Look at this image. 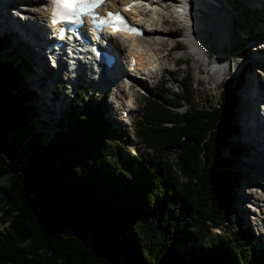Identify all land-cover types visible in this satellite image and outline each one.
Returning a JSON list of instances; mask_svg holds the SVG:
<instances>
[{"label": "trees", "instance_id": "1", "mask_svg": "<svg viewBox=\"0 0 264 264\" xmlns=\"http://www.w3.org/2000/svg\"><path fill=\"white\" fill-rule=\"evenodd\" d=\"M15 53L0 37V264H264V240L244 229L233 199L244 73L208 106L177 73L175 91L143 97L132 137L78 90L24 162L5 142L10 124L21 106L38 128L43 120L29 60Z\"/></svg>", "mask_w": 264, "mask_h": 264}, {"label": "rangeland", "instance_id": "2", "mask_svg": "<svg viewBox=\"0 0 264 264\" xmlns=\"http://www.w3.org/2000/svg\"><path fill=\"white\" fill-rule=\"evenodd\" d=\"M244 1L243 0H235V1L227 0L225 3H228L227 4L228 11L230 12L232 11V14L238 18V21H241V23L244 25V28L246 29V27L248 26L249 28H251V26L252 27L255 26V22L257 18L260 17L259 19H262L261 18L262 16L258 15V13H255V11L251 9L253 7ZM163 2L165 3L164 0ZM168 2L169 4L163 3L165 7H163L162 4L156 2L157 5H155L154 7L155 9H152V11L149 12L148 16L155 19L158 15L162 14L163 17L169 20V22L173 21V18H171L172 12H174V10L171 8L173 4H171L169 0ZM13 8L17 12L16 8L15 7ZM190 10L189 12L192 13L193 10L192 9ZM14 15L15 14H13V17L16 18ZM174 16L176 19L177 16L175 14ZM182 16L180 15V18L177 17V20H179L180 22L175 21L177 22V26L173 27L179 30L180 32L178 33V35L177 34H166V39H167L168 44L166 45L165 48H162L161 50L162 54L169 53V57H168L169 59L166 60L167 59L166 58L165 61L161 62L160 64L161 66L166 67V68L162 70V73H158L157 78L150 80V81H145V84L143 87L144 89L143 93L139 94L137 93V90H136L137 105H134L130 113V119L134 120V119H137V117L139 116L140 108H141L140 102H141V98L143 94L144 95L151 94V91H154V90L158 91V93H161V94H167L172 91H175L176 90L175 79L177 77L176 74L179 72H180V76H183L186 73H189L192 76L193 82H194V88L196 91L197 104L202 105V106H208L210 104L217 103L219 92L223 88L228 87V84H233L235 82L234 79L238 75V70H241V69H244V82L246 85L245 87L243 86L242 89L246 88L247 94L250 93V96H251L250 98L251 106H249V110L247 109V111L252 112V116L255 114H260L259 118H261V115L262 117H264V101L260 102V101L255 100L256 90H257L256 86L257 85L259 87L261 86L260 77L263 76V72H261L263 68L259 66H255L256 64H253L252 61L250 60L251 56H253V58L264 57V54H260L261 56L259 57L256 55L254 56L253 54L254 51H257V52L260 51L259 53H263L262 51H264V49L262 47L264 46H262L261 44L264 43V35L262 39L255 40L258 46L255 44L250 46L249 45L250 42H248V40H245L244 38L241 37L240 46L236 44V42H238V40H236L233 42L234 43V47H233L230 37H229V39H227V42H225L223 45V47H225L223 48L224 49V52H223V51H220L221 45L220 43H217V40L214 37L216 35V32L210 33V38L213 39L215 42L212 41V43L210 42L209 45L207 46H204L203 44L202 46H200V44H196V43L194 44V42L191 41L186 35L187 30H186V27L184 26V20L182 21L183 19ZM234 23H235V26L237 24L239 25V23L237 22H234ZM11 25H12V28L14 29L16 28L13 24ZM162 27L165 28V26H161V28ZM3 28H4L3 26H0V33ZM258 30H262L261 24L257 26V31ZM18 35H19L18 37L20 40L22 39L23 41H25L24 43L28 42V38L25 37L23 33L21 34V31H18ZM178 43L180 44L179 49L173 51L176 48L175 47L172 51L168 52V49L171 46L173 45L176 46ZM246 49H252V50L246 51ZM15 57L22 59L23 56H22V52L20 48H19V51L15 53ZM32 58L33 57L29 56L30 64L33 66L32 71L34 74V79H32L30 76L28 77V83L31 84L32 90L36 92V97L33 96L32 102L35 107L40 108L37 111L38 116L45 110V108H50V110L52 111L54 115L49 118L47 116H44V119L42 122L43 126H41L42 128H38L36 125L35 119L31 121V118L28 116L27 111L23 109L22 106L18 108V111L21 113V115H23V118L21 119V117L18 116L17 114V120L13 124H10V134L6 138L5 142L8 145H12L15 147V149L18 152L17 158L24 162L34 160L33 155L31 153L33 152L35 148L34 138L37 137L36 134H39V132H42V135L44 136L48 133L47 128L49 125V121L57 120L56 117H59L61 115V106L64 104H68L70 97L73 95L71 91H68L65 88L66 85H64L63 86L64 91L59 92V94L57 95V100L59 103L58 104L53 103L50 100V97H51V93L54 92L55 90L56 84L54 82L53 83L50 82L51 77L54 75V73L51 72L52 68L50 66V62L46 61L47 63H45L43 61L42 56H40L41 61H37L36 63L37 66L35 68L33 65ZM219 58L221 60L223 58L225 62L222 60L219 65H216V62L219 61L218 60ZM179 59L182 60V65L180 67H178L175 64V61ZM228 59H231V60L228 62V65H227ZM39 63L42 66H44L46 70H48L47 74L45 75V78L48 77V79L46 80L47 85L45 87L47 92H44L43 90L39 89L41 77H38L35 75L36 71L42 72L40 69V66L38 65ZM155 66H158V62L155 63ZM251 76H254V82H255V79L257 80L256 84H254L253 86V87H256V90L255 88L251 87ZM87 83H88V80L86 79L83 83H81V86H85ZM109 90H111L113 93L115 92V90L112 87H110ZM164 90L166 92H164ZM8 95H9V98H12L14 97L15 93L10 91L8 92ZM127 95L128 93L125 92V95L123 97L121 95L120 99L118 97H115V99H112V97L109 96V97H106L105 101L104 99H99L97 96H95V98L97 99V101H104V107L109 106V109H107L105 116L109 120H111L114 118L118 119L120 116H122V112H120L119 117L118 115H115L113 108L117 106L122 107L123 103L126 104ZM253 100L255 101L253 102ZM130 106H133V105L131 104ZM251 123L252 125H254L253 121ZM126 127L128 128V130L132 131L131 125L127 124ZM261 134L264 135V131ZM135 146H136V143L133 139L129 147L130 150L134 149ZM168 154H169L170 160L172 161L173 160L172 152H169ZM237 164L239 166L238 172L241 176V180L238 183V186L234 189L233 199L235 201L234 203L235 209L239 217L242 218V220L244 221L245 227L247 228L250 227L251 232L256 236L258 233L256 227L259 224H261L262 221L264 224V208L257 207V204H256L257 202L255 201L254 197L256 195L264 196V189H262V187H260L259 185V184L264 185V176H262V174L260 173H257V171H253V170L251 171L250 167L249 169L243 170V167H242L243 165L240 164L239 160L237 161ZM236 169H237V166H236ZM5 188H6V182H5V179H3L0 182V198L4 194ZM238 191L241 193L242 192L248 193L251 196L248 198V200L253 201L255 205L249 204V201L245 202V200H243L244 202L241 204L242 205L241 206L240 203L237 201V199L239 198L237 196ZM249 207L254 208V210H250ZM240 209H244V211L243 212L241 211L242 212L241 213ZM249 211H251V214H249ZM244 214L249 215L250 217L247 218ZM254 218H255V221H254ZM234 226L235 224L233 222L232 224L230 223L226 225L227 231L229 229L231 230V228ZM214 233H218V232L215 230ZM182 248H183L182 246L181 248L179 247V249H182Z\"/></svg>", "mask_w": 264, "mask_h": 264}, {"label": "bare ground", "instance_id": "3", "mask_svg": "<svg viewBox=\"0 0 264 264\" xmlns=\"http://www.w3.org/2000/svg\"><path fill=\"white\" fill-rule=\"evenodd\" d=\"M132 1L135 2V6L131 9L130 12H127L126 14L132 21H134L139 27L143 29V36L141 38L137 36L134 37L127 35L110 37L112 43L111 49L114 52L118 53L119 62V66L113 69L114 71L111 74L110 79V84L117 86L116 91L113 93L112 99H115V97H118L120 99V96L123 95L126 91L130 92V94L128 95L127 104H123V106L125 107L130 106L128 102L130 103L131 99L137 102L136 90L137 93H139V87H142L145 84V81H150L157 78L158 73H162V70L166 68L160 65L161 62H164L166 58V60L169 59V53H161L162 48H165L168 44L166 34L178 35V33L180 32L179 30L173 28L174 26H177V22L175 21L180 22L179 20H177V17L175 19L174 14L176 13V11L172 12L171 18H173V21L170 22L167 18L163 17L162 14H157L158 16L155 19L148 16V13L150 12L149 8L155 9L154 7L155 5H157L151 0V4H153L147 8L137 5L139 0H109L104 4V8L112 10L121 9L123 5H127ZM185 1L186 5L179 3L180 7H184L183 10L186 9V12L184 13L185 16L182 21L184 20V26L187 30L186 35L191 41L194 42V44H200V46H202L203 44L204 46H207L210 42H215L213 39L210 38V33L212 32H216V35L214 37L217 40V43H220L221 46L224 45L225 42H227V39H229V37L231 43L236 41V39L239 37V25H244L241 23V21H238V18L232 14V11H228V3H225L227 0ZM245 2L254 7L256 9L255 12L258 13V15L261 11L262 13L260 15L262 16V19H264V6H260L257 0H245ZM163 3L164 2L162 0L160 4L165 7V3ZM30 5H32V7H30ZM140 5L145 4L140 3ZM13 7L16 8L17 12ZM190 9H192L194 12H189ZM13 14H16V18L13 17ZM48 17V12L44 11L41 8V1L0 0V26H3L4 28H10L9 33L15 40L17 46L20 48L23 59L29 60V56H31L33 57L32 59L35 60L36 63L37 61H41L40 56H42V51L39 48L40 42L43 39L42 36L47 29L46 22L48 20ZM234 22L239 23V25L237 24L235 26ZM11 23L16 25L17 28L21 30V34L23 33L24 36L28 38V45H25V41L19 39L18 31L12 28ZM161 26H165V28H161ZM262 26L264 27V21L262 22ZM209 38L211 41L209 40ZM255 38L257 39L258 36H256ZM177 45L171 46L168 49V52L172 51L175 47L176 48L173 51L177 50ZM261 45L264 46V43ZM125 54L128 57H134L136 59L135 71H142L147 75L146 78H142V80L144 81H138V76L136 78L132 77L131 75L128 76L130 84L126 85L122 81V78L120 76H117L119 73L122 72L120 66L124 60ZM253 54L254 56L256 55L258 57L261 56L260 53L257 51H254ZM218 60L219 61L216 62V65H219L222 61L220 58ZM250 60L253 64H256L255 66L263 68V70L261 71L263 72V76L260 77L261 86L259 87L257 85V90L256 87H253L254 84H256L257 80L255 79L254 82V76H251V87L255 88L256 90L255 100L261 102L264 101V57L253 58V56H251ZM156 62H158V66H155ZM38 65L40 66V69L42 71H39V75L43 78L47 74L48 70H46L44 66H42L40 63ZM52 79L54 81L56 80L54 75L52 76ZM108 86L109 85L104 87L105 95L109 93ZM255 100H253V102ZM119 107L120 106H117V108ZM259 117L260 114H255L251 117V120L253 121L254 125L252 127V130L249 131V133L252 134V138L251 141L247 144L248 152L247 155L244 157L242 167L243 170L249 169L250 167L251 171H257V173H260L262 174V176H264V135L261 134L264 131V117H262V115L261 118ZM259 185L260 187H262V189H264V185ZM237 196L239 198L242 197L243 199H248L249 197H251L248 193H241L239 191ZM254 199L257 202V207L264 208V196L256 195ZM241 211L243 212L244 210L240 209V212ZM249 214H251V211H249ZM259 225H261L260 227H264L263 221Z\"/></svg>", "mask_w": 264, "mask_h": 264}, {"label": "snow or ice", "instance_id": "4", "mask_svg": "<svg viewBox=\"0 0 264 264\" xmlns=\"http://www.w3.org/2000/svg\"><path fill=\"white\" fill-rule=\"evenodd\" d=\"M104 3V0H52L51 23L61 22L82 23L84 17L91 16L97 26H111L114 32H135L129 28L124 18L119 14L108 13L106 19H98L96 9ZM131 6H129L130 10Z\"/></svg>", "mask_w": 264, "mask_h": 264}]
</instances>
